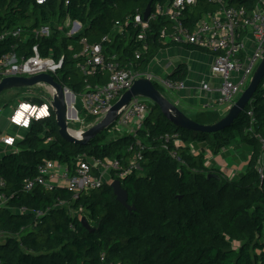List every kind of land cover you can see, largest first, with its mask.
<instances>
[{"label": "trees", "instance_id": "obj_1", "mask_svg": "<svg viewBox=\"0 0 264 264\" xmlns=\"http://www.w3.org/2000/svg\"><path fill=\"white\" fill-rule=\"evenodd\" d=\"M170 1L0 0V33L23 26L27 35L25 40L10 36L0 41V58L10 51H16L19 57L30 56L37 45L42 55L63 59L55 79L78 95L86 79L74 58L81 49L80 39L99 42L110 33L112 41L105 46L108 55L118 53L128 67L147 65L159 50L172 45L160 38L167 18L148 19L150 49L138 60L134 52L140 42L134 37L139 29L132 27V21L125 25L124 34H119L113 32L114 24L134 18L138 12L144 19L150 2L153 11L156 4ZM228 2L252 10L259 0ZM216 8L210 0H195L187 9V20H198ZM67 19L81 22L82 31L69 35L68 29H59L58 23ZM42 24H52L50 36L36 37L32 33ZM182 46L211 53L194 44ZM187 74V65L180 63L170 77L185 79ZM99 80L104 82L106 78ZM99 80L91 78L92 82ZM155 84L163 92L164 87ZM146 99L150 113L136 135L126 132L112 136L115 121L86 143L69 142L59 133L54 110L24 128L16 147L0 158V178L5 180L0 196L7 198L0 208V264H264V77L232 124L214 132L178 126L159 105ZM37 101L42 103L40 98L31 99L33 104ZM222 117L213 109L191 116L202 124L215 123ZM95 119L85 118L90 122ZM168 133H179L183 145L175 147L172 140H166ZM136 140L147 146L141 170L122 179L128 203L135 210L121 203L107 182L77 195L65 186L46 189L39 185L25 190L26 179L37 174L44 160L54 159L73 167L82 155L121 159ZM237 140L250 145L252 154L245 172L232 178L206 164L203 151H191L194 142H206L218 153Z\"/></svg>", "mask_w": 264, "mask_h": 264}, {"label": "built area", "instance_id": "obj_2", "mask_svg": "<svg viewBox=\"0 0 264 264\" xmlns=\"http://www.w3.org/2000/svg\"><path fill=\"white\" fill-rule=\"evenodd\" d=\"M47 0H37L44 3ZM217 4L213 11L205 13L195 21H188L187 9H190L195 0H171L166 4L155 5L149 19L165 16L168 23L160 30V38L164 43L178 45L194 44L198 48L207 49L213 54L211 72L221 78L219 99L217 104L229 108L242 94L252 79L255 70L264 58V0H259L254 9L249 10L245 6L230 4L228 0H210ZM73 26L69 35H76L83 29L81 22L67 19ZM66 20V21H67ZM133 21L132 27L139 29L136 41L140 42L135 50V59H141L150 49L147 40L149 20L142 19L139 12L134 18L129 17L124 22L117 20L113 32L124 34L126 26ZM60 24H58L59 29ZM126 25V26H125ZM78 26V27H77ZM25 28L17 26L8 28L0 33V41L12 36L25 40ZM53 32L52 24H42L32 29L36 37L50 36ZM112 41V34L102 36L99 42H90L87 37L80 39L81 49L74 53L78 59L77 68L85 79V88L80 94H75L69 87V91L75 94V101L70 103V109L76 110V116L70 115L69 121H85L87 116H94L95 120H101L120 99L122 94L130 89L139 78H149L169 90H179L186 87L184 79L162 78L142 67H128L123 65L119 54L108 55L106 44ZM73 49V45L69 46ZM133 63V62H131ZM63 64V59L56 60L51 54L44 56L38 46H34L33 54L19 57L16 51L3 54L0 58V82L9 76L30 77L41 73H49L55 76ZM167 67L170 64L166 65ZM165 66V67H166ZM92 77L98 80L106 78L104 82H92ZM46 84V83H45ZM52 91L49 99H44L40 104H33L30 111L23 108L26 102H19L10 116V123L20 128H28L33 119L46 118L53 110L54 89L46 84ZM200 87L212 90L211 84L202 81ZM80 99L82 109L76 107V101ZM36 109L33 111V109ZM37 108H46L45 116H41ZM20 110L25 115L22 120L17 119ZM83 114V117L80 116ZM150 113L148 100L142 96L133 97L128 105L122 109L113 130L128 129L129 133L137 134L144 127L146 117ZM252 114V112H250ZM260 137V136H259ZM261 138V137H260ZM50 139V138H48ZM166 140H172L175 147L183 145L179 133H168ZM0 141L7 147L15 148L17 138L7 131L0 133ZM146 144L142 140L128 147L125 158H94L82 155L77 158L73 167L68 163L58 160H44L38 167V172L25 181V190H32L36 186L52 189L56 186H65L75 192L89 191L101 187L104 183H111L115 179L126 178L134 172H140L141 160ZM264 152V140L262 139ZM172 154L177 156V152ZM262 166H264L261 163ZM225 173V172H224ZM226 175V174H225ZM227 176V175H226ZM227 178H230L227 176ZM232 178V177H231ZM5 185V180L0 178V186ZM7 198L0 196V208ZM63 203V202H62ZM26 210V208H21ZM2 234L0 232V238Z\"/></svg>", "mask_w": 264, "mask_h": 264}, {"label": "water", "instance_id": "obj_3", "mask_svg": "<svg viewBox=\"0 0 264 264\" xmlns=\"http://www.w3.org/2000/svg\"><path fill=\"white\" fill-rule=\"evenodd\" d=\"M152 11V2L146 7L143 17L145 20L149 19ZM78 27V26H77ZM264 77V58L255 70L253 77L244 89L235 103L228 109L227 113L217 122L202 124L195 121L188 116L177 104L172 102L149 78H139L135 81L133 86L126 90L120 99L112 106L109 112L98 122L90 126L88 129L79 134L73 132L69 126L70 118V99L69 95L75 99V94L69 91L63 84L59 83L55 76L49 73H41L30 77L9 76L5 77L0 82V94L9 88L31 86L38 83H46L54 89L53 95V110L56 114L57 123L59 126V133L69 142L86 143L89 139L108 128L119 117L120 112L128 105L130 100L136 96H142L150 99L160 106L162 113L172 122L178 126L201 132H214L225 128L232 124L235 118L247 106L254 96L258 86ZM76 116V110H74ZM117 199L127 206L130 210H135L134 205L128 203V191L123 187L120 179H115L111 182ZM86 226L90 225L83 219Z\"/></svg>", "mask_w": 264, "mask_h": 264}, {"label": "crops", "instance_id": "obj_4", "mask_svg": "<svg viewBox=\"0 0 264 264\" xmlns=\"http://www.w3.org/2000/svg\"><path fill=\"white\" fill-rule=\"evenodd\" d=\"M166 53L168 54V56H170V60L165 62L164 65H159L157 67L170 71L167 77H170L172 71L180 63H185L188 67V74L187 77L184 79L186 82V87L179 90H173L177 91L175 102L172 101L169 97L168 98L172 102L177 104L190 117L196 114L198 111L205 109L218 110L224 116L228 110L224 111L225 109L222 108L225 105L217 104V100L219 99V91H217V89L219 86L217 88H214L211 85V87L213 88L212 90H205L200 87L202 81H207L211 84L212 82H217L219 78L218 76L213 75L211 72L213 54L200 49H190L188 47H184L182 45H177L174 43L157 52V54ZM157 54L148 62L147 65H140V67H142L143 69H149L150 65H152V63L155 61V57L158 56ZM168 64H170L169 67L166 66ZM74 101L75 99L73 100V97H71L70 103ZM2 130L4 131L7 129L0 125V132H2ZM22 136H20V138ZM15 137L18 138L19 136L16 135ZM239 144L247 145L250 148V145H248L246 142L241 141V143ZM228 148H234V145L231 144L230 146L222 148L218 153H214L209 148L206 142H194L193 144H191L192 152L198 153L203 151L205 153L206 164L214 165L215 167L222 169L225 174L231 178L235 175L237 176L238 170L247 169L252 153L251 150L241 152V155L243 154V159L241 160V163L238 165H229L225 158L220 154L222 152L227 151ZM10 150L11 148H8L3 144L2 141H0V158L3 157V155L9 152ZM261 163L264 165V152L262 154Z\"/></svg>", "mask_w": 264, "mask_h": 264}, {"label": "rangeland", "instance_id": "obj_5", "mask_svg": "<svg viewBox=\"0 0 264 264\" xmlns=\"http://www.w3.org/2000/svg\"><path fill=\"white\" fill-rule=\"evenodd\" d=\"M56 25H57V23H56ZM59 26H60L61 30L65 31V32H66V29H69V32H71L73 29V26L69 20H67V21L65 20ZM157 55L158 56L155 57V61L152 63V65H150L148 70L150 72L156 74L159 77L166 78L170 71H168L167 69H160L157 66L164 65L165 62L170 60V56H168L167 53L166 54H157ZM220 82H221V78L220 79L218 78L217 82H212L211 85L214 88H217L218 86H220ZM163 93L167 97H169L172 101H174V102L176 101L177 91H173V90H169V89L164 88ZM51 96H52V91L50 88L47 87V85L45 83H38V84L31 85V86L13 87V88H9V89L4 90L0 94V125L5 127L7 130H4V131L9 132V134H11L13 136L18 135L19 137L22 136L23 133L25 132V129L13 126L9 121L10 116L14 112L15 108L18 106L19 102L30 103L32 98H40L42 101H45L44 99H49ZM69 99H70V96H69ZM36 103L39 104L40 102L37 101ZM76 107L79 109H82V104L80 102V99H77ZM222 108L225 109L224 111L228 110L227 106H224ZM73 115H74V113H73ZM80 116L83 117V114L80 113ZM98 121L99 120H95L94 122H92V121L90 122V121L85 120L83 122H79V121L70 120L69 126L73 132L80 133V132L88 129L90 126H92L93 124H95ZM2 132H3V130H2ZM2 132H0V133H2ZM126 132H128V129L125 130L122 128L120 130H113V132L111 134H112V136L113 135L117 136L120 134H124ZM239 143H241L240 140L233 142L232 144L234 145V148H228L227 151L220 153L225 158V160L227 161V163L229 165L240 164L241 160L243 159V154L241 155V152L250 151L249 146L244 145V144L240 145ZM8 148H10V147H8ZM244 172H245L244 169L238 170L237 175L239 176V175L243 174Z\"/></svg>", "mask_w": 264, "mask_h": 264}, {"label": "bare ground", "instance_id": "obj_6", "mask_svg": "<svg viewBox=\"0 0 264 264\" xmlns=\"http://www.w3.org/2000/svg\"><path fill=\"white\" fill-rule=\"evenodd\" d=\"M71 97L72 96H70V99H71ZM32 107L33 106L31 104L27 103V102L23 105V108H25L28 111H30L32 109ZM34 110H36V109L34 108L33 111ZM37 112H39V114H41V116H45L47 110H46V108H41V109L40 108H37V111L35 113H37ZM70 114H73V110L70 111ZM24 115H25L24 110H20L18 112V114H17V119L18 120H22V118H23ZM77 134H79V133H77Z\"/></svg>", "mask_w": 264, "mask_h": 264}]
</instances>
